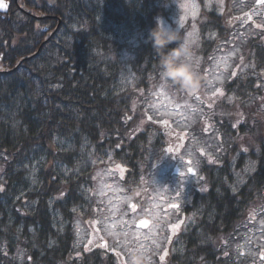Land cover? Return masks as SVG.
I'll return each instance as SVG.
<instances>
[{"label":"trees","instance_id":"1","mask_svg":"<svg viewBox=\"0 0 264 264\" xmlns=\"http://www.w3.org/2000/svg\"><path fill=\"white\" fill-rule=\"evenodd\" d=\"M7 1L9 12H0V264H103L81 237L82 227L92 232L96 175L113 160L121 183L132 178L144 187L151 147L178 159L190 142L150 110L158 85L180 90L162 79L149 39L176 0ZM209 22L216 34L225 20L214 12ZM247 101L210 99L196 128L217 131L223 150L206 159L187 208L178 209L184 219L195 214L184 247L207 264H239L229 243L264 213V111ZM245 163L255 170L233 192ZM180 248L175 255L168 248L159 264H191Z\"/></svg>","mask_w":264,"mask_h":264},{"label":"rangeland","instance_id":"2","mask_svg":"<svg viewBox=\"0 0 264 264\" xmlns=\"http://www.w3.org/2000/svg\"><path fill=\"white\" fill-rule=\"evenodd\" d=\"M242 1L241 11L237 12L242 13L245 6L247 11L250 10L248 15L234 23L232 29L221 27L222 31L216 37L213 28L207 24L210 23V14L220 9L223 0H176L171 18L163 19L168 26L179 28L182 38L187 39L193 52L192 62L197 66L201 77V87L190 93L160 84L151 100L150 110L155 118H169L178 130L189 137L190 142L178 159L169 157L164 159L160 157L163 154L160 153V149L151 147L143 170L149 172L144 187L137 186V180L133 181L132 178L127 182L129 184L121 183V173L114 167L113 160H109L111 165L105 164L106 167L96 175L94 192L97 209L91 214L90 219H95L94 223L103 226L102 233L110 247L114 246L122 252L125 260L128 258L127 249L131 247L145 251L151 264L155 262L156 256L164 248L167 229L179 217V210L170 205L185 204L190 188L200 183L202 165L206 159L215 158L223 152L219 149L217 131L211 129L199 135L196 128L209 100L216 99L213 93L229 76L237 54L264 37V27H256L264 26V8L254 4V0ZM202 26H207L205 33ZM205 41L213 42L210 44ZM251 69V65H246L241 70L237 77L241 86L247 85V74ZM234 98L230 96L228 99ZM189 159L193 162L192 168L198 172L197 176L185 174L189 169L187 165ZM254 166L245 163L244 169L235 171L234 181L231 182L233 192L238 191L248 173L253 172ZM178 169L181 171L180 176L174 174ZM131 204L137 206L135 211L130 207ZM140 219H150L152 221L150 228H137L136 222ZM194 220L195 214L189 213L187 216L189 225ZM113 224L115 228L111 227ZM88 235V230L82 227L83 242ZM229 244L230 257H234L239 264H264V213L254 221H248L238 240Z\"/></svg>","mask_w":264,"mask_h":264},{"label":"clouds","instance_id":"3","mask_svg":"<svg viewBox=\"0 0 264 264\" xmlns=\"http://www.w3.org/2000/svg\"><path fill=\"white\" fill-rule=\"evenodd\" d=\"M149 39L159 57L162 79L169 80L182 91L195 92L201 87V77L192 62L193 52L186 38H182L179 28L168 26L162 17H157L156 26L150 30ZM175 43V47H169ZM127 264H151L145 251L138 248L127 249Z\"/></svg>","mask_w":264,"mask_h":264},{"label":"snow or ice","instance_id":"4","mask_svg":"<svg viewBox=\"0 0 264 264\" xmlns=\"http://www.w3.org/2000/svg\"><path fill=\"white\" fill-rule=\"evenodd\" d=\"M258 2L261 3V4H264V0H258ZM0 7H4V5L3 4H0ZM248 19H251V17L249 16ZM256 27H264V26H262V25H256ZM233 75H235V73H233ZM217 91L219 92L220 90L217 89ZM213 95H216V93H213ZM165 99H167V97H165ZM149 119H151V117H149ZM164 123H167V121H164ZM245 151H246V149H245ZM188 171L190 173H194L195 170L193 168H189ZM0 190H2V189H0ZM130 207L132 208L133 211H135V209H136L137 206L135 204H131ZM170 207H172V208H178L179 205L172 204V205H170ZM150 224H151V221H149L148 219H140L138 221V223H137V227L138 228H149ZM111 227L115 228V224H113ZM171 227L173 228V230H178L179 227H180V225L179 224H175V225H171ZM95 231L98 232L99 229L97 228V229H95ZM110 234H112V233H110ZM169 242H170V238H169ZM91 243H92V240H89L88 241V244H91ZM102 246L105 247V248H107L108 247L107 242H105ZM140 247H143V245H140ZM110 250L111 251H116V249H110ZM117 255L118 256H122L123 254L117 252ZM165 255H167V253H165ZM160 259L163 260L164 259V256H161ZM121 264H127V260H121Z\"/></svg>","mask_w":264,"mask_h":264},{"label":"flooded vegetation","instance_id":"5","mask_svg":"<svg viewBox=\"0 0 264 264\" xmlns=\"http://www.w3.org/2000/svg\"><path fill=\"white\" fill-rule=\"evenodd\" d=\"M228 1V0H227ZM256 3L258 4V5H262V6H264V4H259V2H258V0L256 1ZM227 7H228V5H226L224 8H223V10L224 11H226L227 10ZM258 60H259V62H260V64H263L264 63V56H260L259 58H258ZM252 75V74H251ZM250 75V76H251ZM263 79V78H262ZM263 81H264V79H263ZM236 104V103H235ZM261 105L262 106H264V92L261 94ZM263 111H264V107H263V109H262ZM96 235L98 236V239H95V241L91 244V245H93L92 247H90V249H89V253H92V254H95V253H97L98 251L101 253V256L103 257L104 255H106L107 254V252H108V250H106V249H104V247L102 246L103 245V236H102V234L101 235H98V232L96 231ZM94 235L92 236V241H93V239H94ZM98 242H100V243H98ZM111 255H114L113 253H111ZM187 256H188V250L187 249H185V251H184V254H183V257H182V259L185 261V262H187ZM102 263H103V260H102Z\"/></svg>","mask_w":264,"mask_h":264},{"label":"water","instance_id":"6","mask_svg":"<svg viewBox=\"0 0 264 264\" xmlns=\"http://www.w3.org/2000/svg\"><path fill=\"white\" fill-rule=\"evenodd\" d=\"M0 4H3L4 7H0V11L1 12H7L8 11V8H9V3L8 2H5L3 0H0Z\"/></svg>","mask_w":264,"mask_h":264},{"label":"bare ground","instance_id":"7","mask_svg":"<svg viewBox=\"0 0 264 264\" xmlns=\"http://www.w3.org/2000/svg\"><path fill=\"white\" fill-rule=\"evenodd\" d=\"M157 119L158 120H169V118H158V117H157Z\"/></svg>","mask_w":264,"mask_h":264}]
</instances>
